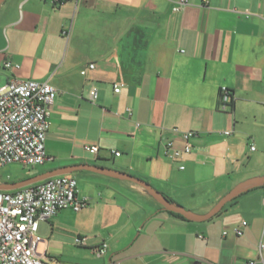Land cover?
Returning <instances> with one entry per match:
<instances>
[{
  "label": "crops",
  "instance_id": "obj_1",
  "mask_svg": "<svg viewBox=\"0 0 264 264\" xmlns=\"http://www.w3.org/2000/svg\"><path fill=\"white\" fill-rule=\"evenodd\" d=\"M173 6L1 3L0 85L33 79L58 89L46 141L52 159L41 172L75 164L120 170L200 214L240 182L264 176V0H189L177 12ZM117 83L124 84L119 93ZM222 86L231 91L227 102ZM173 128L197 133L191 153L177 160L164 155L166 140L184 145ZM89 144L99 146L97 155L86 151ZM68 175L88 206L40 221L37 233L39 253L61 264H245L259 257L264 185L195 222L162 210L130 181L85 169ZM243 220L248 225L238 236ZM103 242L108 251L98 256Z\"/></svg>",
  "mask_w": 264,
  "mask_h": 264
},
{
  "label": "built area",
  "instance_id": "obj_2",
  "mask_svg": "<svg viewBox=\"0 0 264 264\" xmlns=\"http://www.w3.org/2000/svg\"><path fill=\"white\" fill-rule=\"evenodd\" d=\"M43 1L60 5L66 1L81 0ZM188 4L189 0H174L173 11H181ZM5 66L20 67L11 62ZM89 66L94 68L95 64ZM123 86V83L115 84L114 91L119 93ZM57 95L58 89L49 81L13 80L0 85V170L12 164L35 167L52 159L47 153L46 141L51 127V109ZM97 96L96 89H93L91 98L95 100ZM220 96L222 102H227L231 91L222 86ZM128 111L132 115V110ZM173 132L183 140L184 145L177 147L175 141L168 139L164 142V155L170 160H177L191 153V140L197 133L178 128H173ZM224 134L230 135L231 131L226 130ZM251 148L254 150L255 146ZM85 149L93 155L100 150L96 144L86 145ZM113 154L119 156L121 152L113 151ZM88 204L89 198L81 194L78 180L68 174L17 190H0V264H61L49 255L39 253V223L53 218L63 209L80 211ZM247 225L248 222L243 220L241 226L235 228L236 235H243ZM76 242L84 244L85 238L77 237ZM108 248L109 244L103 242L95 252L103 256ZM263 248L261 243L259 257L245 264H264Z\"/></svg>",
  "mask_w": 264,
  "mask_h": 264
},
{
  "label": "water",
  "instance_id": "obj_3",
  "mask_svg": "<svg viewBox=\"0 0 264 264\" xmlns=\"http://www.w3.org/2000/svg\"><path fill=\"white\" fill-rule=\"evenodd\" d=\"M4 0H0V5ZM80 169H85L89 171H93L96 173H100L103 175H107L116 179L120 180H127L130 181L143 189H145L155 200H157L161 204V209L166 211H171L174 213H178L184 216L187 220L195 221V222H202L213 218L217 215L224 206L231 202L232 200L236 199L243 193L257 187L264 185V176L262 177H254L247 180H244L237 184L234 188H232L228 193H226L208 212L204 214H200L194 212L190 209H187L185 206L170 200L165 194H163L159 189H157L154 185L150 182L132 175L127 172H123L116 169L105 168L97 165L92 164H75V165H68L62 166L53 170H48L45 172H41L20 180L16 181H5L0 182V190L12 191L23 188L28 185H32L35 183H39L44 181L48 178L58 176V175H65L71 174L72 172Z\"/></svg>",
  "mask_w": 264,
  "mask_h": 264
},
{
  "label": "rangeland",
  "instance_id": "obj_4",
  "mask_svg": "<svg viewBox=\"0 0 264 264\" xmlns=\"http://www.w3.org/2000/svg\"><path fill=\"white\" fill-rule=\"evenodd\" d=\"M43 168L44 166L41 165L35 167H28L21 164H12L0 170V174L10 175L11 177H13V179L20 180L26 178L33 172H38L42 170ZM0 182L5 181L1 180L0 178Z\"/></svg>",
  "mask_w": 264,
  "mask_h": 264
},
{
  "label": "trees",
  "instance_id": "obj_5",
  "mask_svg": "<svg viewBox=\"0 0 264 264\" xmlns=\"http://www.w3.org/2000/svg\"><path fill=\"white\" fill-rule=\"evenodd\" d=\"M38 173H41V171H40V172H34V173L28 175L27 177L32 176V175H35V174H38ZM9 181H16V179H12V180H9ZM168 198H169V197H168ZM169 199H170V198H169ZM170 200H172V199H170ZM172 201H173V200H172ZM168 212H170L171 214H173V215H175V216H177V217H180V218H182V219L187 220L184 216H182V215H180V214H178V213H174V212H171V211H168Z\"/></svg>",
  "mask_w": 264,
  "mask_h": 264
}]
</instances>
